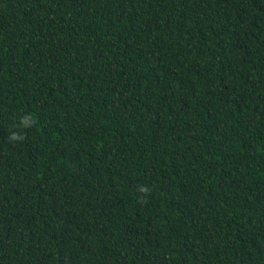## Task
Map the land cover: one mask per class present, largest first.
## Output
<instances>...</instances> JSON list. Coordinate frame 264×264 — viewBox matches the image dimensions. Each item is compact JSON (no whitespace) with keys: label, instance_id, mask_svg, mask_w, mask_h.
I'll return each mask as SVG.
<instances>
[{"label":"trees","instance_id":"trees-1","mask_svg":"<svg viewBox=\"0 0 264 264\" xmlns=\"http://www.w3.org/2000/svg\"><path fill=\"white\" fill-rule=\"evenodd\" d=\"M0 264H264V0H0Z\"/></svg>","mask_w":264,"mask_h":264},{"label":"clouds","instance_id":"clouds-1","mask_svg":"<svg viewBox=\"0 0 264 264\" xmlns=\"http://www.w3.org/2000/svg\"><path fill=\"white\" fill-rule=\"evenodd\" d=\"M36 125V118L29 113L21 114L18 117V122L16 125V129L11 131V134L8 137L9 142L16 143V142H23L26 139V135L21 130H27ZM138 191L143 194V196H147L150 194V189L147 186H140ZM142 196V198H143Z\"/></svg>","mask_w":264,"mask_h":264}]
</instances>
